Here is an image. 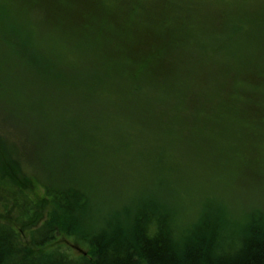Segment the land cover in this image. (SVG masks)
Returning <instances> with one entry per match:
<instances>
[{
	"label": "trees",
	"instance_id": "1",
	"mask_svg": "<svg viewBox=\"0 0 264 264\" xmlns=\"http://www.w3.org/2000/svg\"><path fill=\"white\" fill-rule=\"evenodd\" d=\"M263 174L264 2L0 0V264H264Z\"/></svg>",
	"mask_w": 264,
	"mask_h": 264
},
{
	"label": "rangeland",
	"instance_id": "2",
	"mask_svg": "<svg viewBox=\"0 0 264 264\" xmlns=\"http://www.w3.org/2000/svg\"><path fill=\"white\" fill-rule=\"evenodd\" d=\"M211 2L215 4H221L223 1H230V0H210ZM259 2H264V0H258ZM264 175V174H263ZM261 177V175H259ZM262 178V177H261ZM262 182H256L253 183L249 181L247 187L246 186H240V194L244 195V201H247L250 199L251 201L249 204H253L256 202V204H260L264 206V176H263ZM240 196V199L241 200ZM58 246L60 249L66 253H68L71 257H78L80 255H87L88 254V247L78 239L73 238L66 239V240H59Z\"/></svg>",
	"mask_w": 264,
	"mask_h": 264
}]
</instances>
